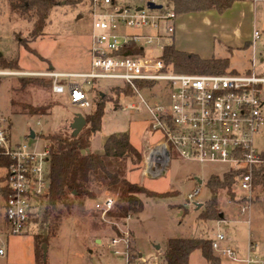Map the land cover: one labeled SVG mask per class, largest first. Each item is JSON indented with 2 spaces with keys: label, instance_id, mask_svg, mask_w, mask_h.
Returning a JSON list of instances; mask_svg holds the SVG:
<instances>
[{
  "label": "rangeland",
  "instance_id": "rangeland-1",
  "mask_svg": "<svg viewBox=\"0 0 264 264\" xmlns=\"http://www.w3.org/2000/svg\"><path fill=\"white\" fill-rule=\"evenodd\" d=\"M128 2L137 6L147 3L146 0ZM156 2L166 7L164 0ZM89 7L90 0L57 6L52 10L44 33L32 39V22L13 12L9 0H0V69H4L1 65V58H4L17 60L20 70L88 71L92 29ZM254 28L260 32L255 41L252 39ZM161 41L202 57L228 58V72L250 70L264 75V0H235L222 13L211 9L177 14L175 33ZM147 52L157 55L161 49L148 46ZM20 79L19 76L0 77V124L8 129L13 143L25 142L41 151L47 142L42 135L71 133L75 115L92 112L99 100L97 91H101L111 100L106 101L101 130L91 139L128 132L131 142L143 153L144 159L138 165L129 160L125 177L151 192L166 193L163 196L138 194L142 209L131 212L130 218L122 224L115 217H103L95 206L109 195L116 204L118 195L95 184L98 197L76 202L71 214L63 217L57 235L49 237L47 254L43 258L45 264H127V251L132 256V264H160L167 239L212 237L217 231L226 234L228 243L236 247L242 257L247 255L248 242L257 245L254 254L264 255V186L257 184L251 191H246L238 188L236 183L232 185L231 193L226 189L220 190L218 208L223 217L218 220L200 219L204 204L211 197L208 178L211 175L222 176L229 166L187 160L172 151L168 164L161 167L163 171L155 174L148 158L162 134L150 129L145 110L133 113L123 108L124 100L113 101L115 92L112 87L121 84L119 80L99 79L86 83L84 88L92 105L83 108L71 104L66 95L53 93L52 86L23 84ZM146 95L150 100H156V92ZM52 102L56 103L49 113L43 115L30 114L22 109L23 103L40 106ZM31 130L36 134L33 138L30 137ZM255 144L264 149V127L256 136ZM4 173L5 170L0 169V175ZM2 183L0 179V185ZM197 187H200L199 194L189 199L188 194ZM1 203L0 195V206ZM199 203L200 207L197 206ZM242 207L246 208L244 213H241ZM2 211L0 208V248L5 253L0 254V264H35V233H45L46 227L41 222L42 217L36 228L30 226L25 232L12 235L5 230ZM124 232L129 233L127 249L125 242L112 243L113 237ZM133 235L137 247L143 252L142 257L134 247ZM115 249L120 253L115 254ZM221 260L222 264H233L226 257H221ZM188 264L209 263L197 249L190 254Z\"/></svg>",
  "mask_w": 264,
  "mask_h": 264
},
{
  "label": "built area",
  "instance_id": "built-area-1",
  "mask_svg": "<svg viewBox=\"0 0 264 264\" xmlns=\"http://www.w3.org/2000/svg\"><path fill=\"white\" fill-rule=\"evenodd\" d=\"M146 1L144 6H137L128 0H90L92 29L88 71L0 69V77H47L52 81L53 93L66 95L71 104L83 108L92 105L84 88L86 83L99 79L119 80L121 84L116 86L128 85L133 90L130 96L121 95L123 108L133 113L145 110L150 129L162 134L148 158L155 174L163 171L161 167L168 164L171 152L176 151L191 161L225 163L229 168L247 167V172L238 177L237 186L251 191L253 168L264 162L261 156L264 149L255 144L256 136L264 127V75L173 71L162 56L168 44L161 40L175 33L177 14L164 6L153 9L148 5L149 2L158 4L156 0ZM259 36L260 32L254 28L253 41ZM148 46L161 49V53L147 52ZM135 48L140 51L136 52ZM154 92L156 100L152 101L146 93ZM0 147L2 155L10 159L6 170L9 195L5 230L17 235L33 225V218L42 217L50 188V144L47 141L39 151L25 142L13 143L8 129L0 124ZM199 192L200 187L195 188L188 198L193 199ZM114 205L111 195L95 204L103 217ZM245 211L242 207L241 213ZM128 235L124 232L113 237L112 243L125 242L127 249ZM211 239L217 254L233 264H264V255L254 254L255 243L249 242L247 255L242 257L237 248L228 243L224 232L217 231ZM4 253L0 248V254ZM114 253L120 250L115 249ZM126 262L130 263L128 251Z\"/></svg>",
  "mask_w": 264,
  "mask_h": 264
},
{
  "label": "trees",
  "instance_id": "trees-1",
  "mask_svg": "<svg viewBox=\"0 0 264 264\" xmlns=\"http://www.w3.org/2000/svg\"><path fill=\"white\" fill-rule=\"evenodd\" d=\"M166 8L172 9L176 14H185L215 9L222 13L228 9L235 0H164ZM76 0H9L10 8L21 18L32 22L30 37L34 39L44 33L49 23L52 10L63 4H74ZM138 52L140 49L135 48ZM168 65L175 72L187 74L225 73L229 71V59L221 57L204 58L197 53L177 49L173 43L168 44L162 53ZM4 69L20 70L17 60L1 58ZM235 72V71H230ZM251 73L250 70L245 71ZM23 84L44 85L51 87L50 79L39 77H21ZM152 86V84L150 85ZM115 92L114 102H120L121 95L130 96L133 90L130 86H113ZM99 96L95 109L84 115L86 124L77 135L73 131L69 134L52 132L42 135L50 144V188L46 196V203L42 214V224L47 230L46 234L35 233V264H45L42 244L48 243L49 237L55 236L62 224L63 217L70 215L76 202L82 203L85 199L94 200L98 197L95 184L103 186L106 191L116 193L119 202L108 212V216L115 217L122 224L126 223L131 212H139L143 203L138 194L159 195L147 190L145 186L131 182L125 177L128 161L134 165L140 164L143 153L131 142L128 132L110 134L104 144L103 152L98 153L91 148V136L102 128V118L106 110V94ZM56 102L47 105L34 106L23 103V111L30 114H47ZM10 135V134H9ZM11 137V136H10ZM264 159V151L261 153ZM10 159L2 155L0 147V169L5 173L0 175V195L2 203L0 208L2 218L6 222V201L9 195L7 167ZM245 166L230 167L222 175H211L208 186L211 197L205 202L199 217L202 220H218L221 218L218 208L219 191L226 189L231 193L232 185L238 182V177L247 172ZM264 186V162L253 168V186ZM36 228L38 218L31 220ZM120 235V234H119ZM199 249L209 264H222L221 256L217 254L212 245L211 237H171L166 240L160 264H188L190 254ZM132 256L130 263L132 264Z\"/></svg>",
  "mask_w": 264,
  "mask_h": 264
},
{
  "label": "water",
  "instance_id": "water-1",
  "mask_svg": "<svg viewBox=\"0 0 264 264\" xmlns=\"http://www.w3.org/2000/svg\"><path fill=\"white\" fill-rule=\"evenodd\" d=\"M148 5L151 7V8H162V4H156L155 2H149ZM141 9V8H139ZM105 93L102 92V95H104ZM86 124V120H85V117L82 113H77L75 115V117L73 118V121L71 123V128H72V131H73V135H77L81 129L84 127V125ZM30 137H35V132L33 130L30 131ZM199 182H201V180H199ZM198 207L201 206V203L197 204ZM220 216L223 217V213L220 212ZM47 230H45V234H46ZM159 247V246H158ZM42 248H43V254H44V258L46 257V254H47V243L44 242L42 244Z\"/></svg>",
  "mask_w": 264,
  "mask_h": 264
},
{
  "label": "crops",
  "instance_id": "crops-1",
  "mask_svg": "<svg viewBox=\"0 0 264 264\" xmlns=\"http://www.w3.org/2000/svg\"><path fill=\"white\" fill-rule=\"evenodd\" d=\"M207 11H210V10H207ZM204 58H206V56H203ZM209 58V57H207ZM108 136L102 138V139H98V138H92L91 139V148L93 151L95 152H98V153H102L103 152V144L106 140ZM179 214V212H178ZM133 243H134V247L137 249V254L139 257H142L143 256V252L141 250H139V248L137 247V244H136V240L134 238V235H133ZM249 243V242H248ZM247 250H248V246H247ZM202 254V253H201Z\"/></svg>",
  "mask_w": 264,
  "mask_h": 264
}]
</instances>
